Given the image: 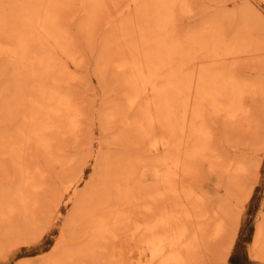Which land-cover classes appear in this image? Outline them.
I'll list each match as a JSON object with an SVG mask.
<instances>
[{
	"label": "rangeland",
	"instance_id": "374dc122",
	"mask_svg": "<svg viewBox=\"0 0 264 264\" xmlns=\"http://www.w3.org/2000/svg\"><path fill=\"white\" fill-rule=\"evenodd\" d=\"M74 1L79 5L81 1L86 2L87 9L92 10L91 15H96L97 18L92 19L91 23V20L83 17L80 12L74 22L69 21L70 17L67 18L69 22L66 21L67 15L75 13L77 8L79 10V5ZM74 1L0 0V46L4 45L10 51H17V55L23 54L17 48V41L13 40L19 35L29 38L30 33L35 30L33 26H39L41 19L43 20L40 16L46 6L53 5L55 11H59L57 12L59 16L56 13L57 17L55 18V21L57 19V23L55 22L57 28L61 27L62 30L65 28L70 39L74 41V56L72 58L75 61L72 59L74 62L69 60L68 63L72 72L77 74V80L73 83L74 87L72 86V100L77 104L75 109H78H76L78 127L76 135H67L56 139L49 149L37 148L33 145L30 147L20 145L23 142L22 136L25 137L24 128L26 127V125H22L25 122L20 117L22 112L27 111L28 106H32L31 104L34 103L33 100L28 101L27 98L36 99V95L39 93L38 89L43 92L48 91L50 81L37 76L42 74L40 70H37L38 66L37 68L31 67L27 63V67L19 70L16 67V60H14L16 56H12L9 61L0 56L4 59H0L2 64H0V209L7 207L8 202L9 205L12 202L10 206L13 207L21 203L16 194L19 191V184L22 182L21 178L25 180L24 175L27 177L26 181L30 183H28L29 186L37 187V192L28 190L27 218L14 213L10 215V211L4 213L9 215L0 223V264H127L131 261L128 256H117L116 260L115 257L111 259L112 240L119 239L117 241L125 242L130 239L133 240L130 241V244H134V241H137L139 237L145 236L142 234V231L145 232V226L152 224L154 218L157 219L158 214L163 211V213L167 211L176 213L172 220L175 222L171 224L175 229L184 226L189 230L190 233L186 235V240H191V248L185 252V256L190 262L194 261L193 264H264V250L254 252L259 228L264 222V0H185L174 7L175 13L167 27L168 30L171 28L175 30L177 37L184 40L187 47L189 46L188 52H191V55L194 54L192 61L196 59L203 65H207L206 56L215 51V45L228 47L222 59V66L219 65L216 68L217 65H213L216 68V73L218 72L214 73L216 74L214 82L219 84L221 81L224 83L230 81L231 84L224 92H221L222 90L216 91L214 87H209L212 85L211 79L205 83L198 82L196 89L201 91L200 94L206 91L208 96H211L204 106L212 102V97L225 98L227 103L236 88H244L242 103L248 108V119L232 121L221 115L216 116L210 111H203L204 107L201 106V101L196 100L195 120L192 115L194 113L187 109L180 111L185 93L174 95L173 92L172 94L168 93L170 91H152L150 92V108H152L153 119L150 120L151 123L147 130L150 137H148L149 139L144 138L146 142L136 134V130L133 128L135 133L126 132L118 120L124 111L127 119L130 116V120H135L136 117L141 120L142 116L137 112L141 110V103L144 101L143 99L137 101L136 98L132 102L128 101L126 95L129 86L125 87L128 82L125 80L123 70H116V67L110 64L116 59L112 50L115 49L119 40L117 37H112V34L118 32V29L112 28L113 30H111L109 25L104 24L106 20L105 8L102 9L96 0ZM122 1L111 0V3L120 4ZM156 2V0H145V2L144 0H134L130 10L124 13L122 29L125 36L129 38L128 43L132 44L146 38L147 27L152 25L151 20H154L152 18L154 10L152 11V9ZM68 4L72 7L70 8ZM61 5L65 7L62 9L64 13L59 9L63 8ZM33 7L35 10L32 9ZM24 12H26L25 15H28L27 18H24L27 22L21 18L26 17ZM22 14L23 16H21ZM5 19L8 20V25ZM29 21H35V25ZM13 23L17 26L20 25L22 29ZM28 30L31 32L29 33ZM12 35L15 37L14 39H12ZM133 35L135 37L130 40ZM3 36L5 37L3 38ZM208 37L209 39H207ZM36 43L38 41H27L24 56L30 57L34 52L41 55ZM30 49L32 50L30 51ZM12 58L14 62H10ZM179 58L177 53L174 54L173 65L178 63ZM182 59L186 60L187 56L181 57ZM192 67L194 66L192 65ZM118 72L120 79L116 78ZM13 73L16 77L13 76ZM122 77L127 83L122 82ZM15 79L19 81H15ZM14 81L17 82V85L19 84V89ZM252 85H257L256 92L250 91ZM196 95H198L197 91ZM124 97L127 100L123 101ZM9 99L11 100L9 101ZM9 102L16 106L12 103L13 106L9 105ZM17 105H20L18 111L15 109L18 107ZM135 106L138 110L135 109ZM208 108L210 107L208 106ZM21 109L23 110L21 111ZM155 109L156 111H154ZM109 113H113V116L116 115L115 122L107 120ZM161 113L162 115L165 113L164 119ZM131 114H135V116ZM193 120L196 121V125L200 124L207 132L205 135H196V142L203 140L208 147V151L198 160L190 157V153L186 151L187 146H185L192 143L186 137L190 136L191 124L188 123ZM181 123H185L182 130H180ZM171 131H173V139H171L172 135H170V139L168 138ZM171 140L173 141L171 142ZM139 141L142 144L137 146ZM10 144L13 145V148ZM147 144L151 146L152 150L149 157H145L148 155L145 153ZM22 147L24 148L22 149ZM163 151L169 158L178 157L177 159L184 171L186 170V174L179 182L170 186L168 193L161 196L160 191L154 190L158 180L153 173L151 160L164 155ZM12 153L15 155L14 157L16 155L19 157V162L23 164L22 167L27 172L23 171L21 165L17 166L18 159L15 158L17 160L14 159L15 162L11 157ZM104 158L112 160L110 163L115 166L106 172L105 178H102L104 174L101 167L105 164V161L103 163ZM228 162H238L245 168V171L239 175L227 173L223 166ZM124 174H127L129 180V182H125L126 185L124 181L128 180ZM167 182H163V186L167 187L172 183V181ZM12 190L17 192L13 193ZM83 192H87V194ZM83 195L85 197L81 198ZM122 199L125 200L122 202ZM13 200L17 203H13ZM127 200L128 202H126ZM80 202L85 205L86 209L91 208V205L103 208L100 210L102 213L98 212L99 214L96 216L92 213L83 214L84 208L78 207ZM121 202L125 205H121ZM4 204L6 205L4 206ZM113 206H117L118 215L116 211L113 212V219L109 220L107 213L109 207ZM20 207L19 204L18 208ZM200 210L204 212H199ZM74 212L77 213V217H74ZM200 213L202 215L199 217ZM123 214V218L120 217ZM207 216L208 218L212 217L209 224H206ZM79 217L83 218L79 219ZM220 221L222 224L219 227ZM198 222L201 225L206 224L207 228L204 229L206 234L198 229V225H200ZM171 225L166 226L172 229ZM216 226L219 227L218 230L220 229L218 237L214 235L212 237L211 233L207 235L209 230L213 233ZM156 230V232L159 231V226ZM105 231H108L110 235L108 232L107 235ZM100 236L101 238H99ZM88 239L91 241L89 242ZM87 243L88 245H86ZM91 245L94 246V250ZM135 245L137 244L135 243Z\"/></svg>",
	"mask_w": 264,
	"mask_h": 264
},
{
	"label": "bare ground",
	"instance_id": "6f19581e",
	"mask_svg": "<svg viewBox=\"0 0 264 264\" xmlns=\"http://www.w3.org/2000/svg\"><path fill=\"white\" fill-rule=\"evenodd\" d=\"M67 1H69V0H67ZM70 1L72 2V0H70ZM96 1L98 2L99 5H101L102 9L105 8L106 20H105L104 24L105 25H109V28H111V30H113L112 28L118 29V32L112 34V37H115V38L117 37V39L119 41H118V44L115 47V49L112 50L114 52V54H115V58L116 59L113 62L111 61L110 64L114 65L116 67V70L117 69L118 70L120 69L121 71L123 70L125 80L128 82V85L126 84L125 87L129 86V91H128V94L126 95L128 101L132 102L135 98L137 99V101L140 100V99L144 100L143 103H141V110L137 112L138 114L140 113V115L142 116L141 120H139L140 118H138V117H136L138 120L137 119H135V120L131 119L130 120V116H129V118H128L129 121H128L127 116L125 115V111L122 113L123 114V115H121L122 117H118V120L121 123V127H123V129H125L126 132L132 134V132H134L132 130V128H133L134 130H136V134L141 139H144L145 137H147V138L150 137V135L147 133V130H148V125L151 123L150 120L153 119L152 112H151L152 108H150L151 107L150 106V104H151L150 103V99H151L150 98V92H152V91H158V92H160V91L161 92L170 91L168 93L172 94V92H173L174 95H176V94L180 95V94H184L185 93L183 95L184 97L182 99L183 106L180 109V111L184 110V109H187L191 113H194L192 115H194L195 120H196V117H195L196 100L201 101L200 102L201 106L204 107L203 111H210L211 113L216 114V116L221 115V116H224L226 119H230L232 121H237V120L239 121L240 119H243V120H247L248 119V108L242 103V101H243L242 92L245 90L244 88H236L234 90L232 96L227 100V103L224 100L225 98L217 99V98H213L212 97V99H211L212 102L208 103V105L204 106V103L207 102L208 101L207 99L209 97H211V96H208V92H206V91L203 94H200L201 91H199V89H196V85H197L198 82H204L205 83V82H208L209 79H211L210 83H212V85H209V87H211V86L214 87L216 91L222 90L221 92H224V90L227 87H229V85L231 84L230 81H226L225 83L221 81L222 83L220 82L219 84L217 82H214L215 75L218 73V72L216 73V68L219 67V65H221V63L223 61L222 59H223L224 54H225V50L228 47L226 46L227 48H225V47H223V45L222 46L221 45H215L216 46L214 48L215 51L212 54L206 56L207 60H208V64L207 65H203L200 61H196V59L194 61H192L194 59V54L191 55V52H188L189 46L187 47L186 44H185V41L177 37V33L175 32V30H173L172 28L170 30H168V27H167L168 22L171 21V19L173 17V14L175 13L174 12V7L178 3L185 2V0H156L157 2L155 3V5L153 6V9H152V11L154 10L153 15H152V18H154V20H151L152 21V25L147 27L146 31H148V34H147L146 38L144 40L136 41V42H134L132 44L127 42L129 38L126 37L125 33L123 32V29H122L123 20L125 18L123 20H122V18L124 16V13L130 10L131 4L134 3V0H123L120 4H115V3L112 4L111 0H96ZM144 2H145V0H144ZM48 3H49V1H48ZM59 3H60V1H59ZM80 3L81 4L79 5L78 2L77 3L75 2V4L79 5V6L77 5L79 7V10L77 8L78 11L76 10L77 12L75 11V13H72L70 16L69 15H67V16L65 15L66 16V21H68L67 18L70 17L69 21L74 22L78 18V13L81 12L83 14V17L84 16L87 17L88 19L91 20V23H92V19H96L97 16L96 15H94V16L91 15L90 12H92V10L91 9H87L86 2H84V1L82 2L81 1ZM141 3H143V2H141ZM70 4H68L69 7H70ZM75 4H73V6H75ZM55 5H56V3H55ZM57 5H58V3H57ZM61 6L63 7L64 5H61ZM182 6H184V5H182ZM69 7H67V8H69ZM34 8L35 7H33L32 9H34ZM64 8L65 7L59 8V9L62 10ZM70 8H69V10H70ZM26 9H27V7H26ZM55 10L56 9H55V7L53 5L52 6H46V8L44 10H42V13H41L40 17L43 18V20L41 19V23H42V21H43V23L42 24L40 23L39 26H37V25L33 26L34 29H35L33 32L28 30L29 33L31 32L29 38H26V36L24 37V36H20L19 35V37H16V39H14L15 37H13V35H12V37H13L12 39H14L13 41H15V40L17 41V48L19 49V51L22 52L23 55H17L16 54L17 51H15V52L14 51H10L6 47H4V45L0 46V56L5 58V59H7V61H9L12 56H16V58L14 57V60H16L17 64L16 63H14V64L17 65L16 67L19 70L27 67L26 66L27 63L31 67L35 66L37 68V66H38L39 68H37V70H40V72H42V74L41 75H37V76H41L44 79L47 78V80L50 81L49 82V87L51 89L49 88V90L45 91V92L41 91V89H38L39 93H37V95H36L37 97L35 96L36 99H30L31 97L27 98L28 101L33 100L34 103L31 104L32 106H28L27 111L22 112V115L20 117V119L22 118L24 120V121L23 120L22 121L25 122V124L22 123V125H24V126L26 125V127L24 128L25 137L22 136L23 142L22 143L20 142L21 143L20 145H24L26 147H30V146L33 145L34 147H37V148L49 149L50 147H52V142L55 141L56 139H59L60 137H64V136H67V135H69V136L70 135H76V133L78 132L77 131L78 127H77V123H76V120H77L76 109L77 108L75 109V105H77V104H75V102L72 100L73 99V97H72V95H73L72 86H73V83L77 80V78H76L77 74L75 75L73 73L74 71L72 72V69L70 68V65L68 63L69 60H71V61L74 60L72 58V56H74V51H73L74 50V47H73V42L74 41H73V39H70V37L68 36L69 33H67L64 30L65 29L64 27H63L64 28L63 30L61 29V27L57 28V25H56L57 19L55 21V18L57 17L56 15L58 14L57 12H59V11L56 12ZM29 11H31V10H29ZM62 12H63V10H62ZM25 13L26 12H24V15H25ZM60 15H62V14H60ZM21 16H23V14ZM25 16L26 17L23 16L21 18L22 19L27 18L28 15H25ZM58 16H59V14H58ZM2 17H4V16H2ZM13 17H15V16H13ZM31 18L33 20V17H31ZM35 18H34V20H35ZM61 18H59V19H61ZM14 20L16 21L17 19H14ZM29 20H30V18H29ZM249 20H250V18H249ZM7 21L8 20H6V23H7ZM15 21L12 20V22H15ZM23 21H25V19ZM35 21H31V22L29 21V22L32 24V22L34 23ZM22 22H20V23L22 24ZM25 22H27V21H25ZM220 22H222V21H220ZM252 22H254V21H252ZM15 23H17V22H15ZM15 23H13V24L16 25ZM36 24H37V22H36ZM7 25H8V23H7ZM14 25H12V26L14 27ZM33 25H35V23ZM12 26H11V28H13ZM59 26H61V25L59 24ZM16 27L19 28L20 25H18V26L16 25ZM209 27H211V26H209ZM15 29H17V28H15ZM84 29H86V28H84ZM86 30H89V29H86ZM24 33H27V32H24ZM29 33H27V35ZM5 34H7V33H5ZM215 36H213V37H215ZM4 37L5 36H3V38ZM134 37L135 36L133 35L130 38V40H132ZM207 39H209V37ZM207 39H205V40L207 41ZM218 39H220V38H218ZM27 41L28 42L29 41H32V42H37L38 41V43H36V44L39 46V50L41 52L40 56L36 52L31 54L30 57L24 56V54H25L24 50L26 49ZM31 50L32 49H30V51ZM202 52H203V49H202ZM176 53L180 57L178 59V63L176 64L177 66L173 65V57H174V54H176ZM183 56H187V59L186 60H184V59L181 60V57H183ZM3 58H0V59L4 60ZM14 60L12 58V60L10 62H12V61L14 62ZM76 64H78V63L76 62ZM214 64L217 65L216 68L213 66ZM6 65H8V64H6ZM192 65L194 67H192ZM196 65H197V68H196ZM229 66H230V64H229ZM119 72L116 73V74H118L117 77H116V74H115V77L118 78V79H120ZM11 73H7V74L10 75ZM16 73H17V71H16ZM214 73H216V74H214ZM13 76H15V74ZM28 76H29V73H28ZM18 78L20 79L19 76H18ZM16 80L17 79H15V81ZM121 80H122V82L125 81V80H123V77L121 78ZM15 81H14L15 85L18 86L19 84L17 85L16 84L17 82H15ZM17 81H19V80H17ZM126 81H125V83H127ZM8 82L10 83V80ZM210 83H208V84H210ZM46 84H47V82H46ZM256 86L257 85L250 86V91L251 92H256V90H257ZM17 88L19 89V86ZM15 89H16V87H15ZM24 89H25V87H24ZM259 89H261V88H259ZM51 90H52V92H51ZM124 90H126V89L124 88ZM196 91H197L198 95H196ZM19 92H21V91L19 90ZM24 92H26V90H24ZM165 95H167V94H165ZM25 96L27 97L28 95H25ZM157 96L159 97V95H157ZM205 96H207V97H205ZM9 97L11 98V96H9ZM161 97L164 100L163 95ZM23 99H24V97H23ZM127 99L125 98V99H122V100L125 101ZM167 99H169V98L167 97ZM10 100L11 99H9V101ZM25 100L26 99H24V101ZM156 100L158 101V99H156ZM15 101H14V103H16ZM17 101H19V100H17ZM28 101L26 102L27 104H28ZM137 101H135V102H137ZM5 102H8V100H5ZM19 102H21V101H19ZM11 103L12 102H9V105ZM14 103H12V104L14 105ZM17 104H18V102H17ZM7 105H8V103H7ZM20 105H21V103H20ZM24 105H26V104H24ZM14 106H16V105H14ZM19 106L15 107V109L17 111L19 109ZM208 106L210 108H208ZM168 107H169V105H168ZM136 108L137 107L135 106V109ZM1 109H2V107H1ZM126 109H127V106H126ZM22 110L23 109H21V111ZM136 110H138V109H136ZM3 111H4V109H3ZM117 111L119 113L120 110L118 109ZM154 111H156V109ZM1 112H2V110H1ZM15 113H16V111H15ZM20 113L21 112L19 111V114ZM118 113L116 112V115ZM164 114L162 115V113H161V115L163 116V119H164ZM116 115L113 116V113H109L108 116H107V120L109 119L110 121H114L115 122ZM133 115L135 116V114H133ZM156 115H157V113H156ZM131 118H133V117H131ZM167 119L170 120L169 118H167ZM167 122H169V121H167ZM167 122H166V124H167ZM188 124H191L190 134H189L190 136H188L186 138L189 139L190 141H192V143H189V144L185 145V146H187V148H186L187 150L186 151L188 153H190V155H191L190 157L191 158L194 157V158H196L198 160L199 157L202 158V155L205 152L208 151V147H207L206 142L203 141V140H200V141L196 142V135H199V134L200 135H205L207 132L204 131L203 127L200 124L196 125V121H194V120L192 122L188 123ZM184 125H185V123H181L180 130L183 129ZM17 127H15V128H17ZM9 132L11 133V131H9ZM172 132L173 131H171V133L169 132L170 134L168 135V138L170 137V135H172L171 139H173L174 136H173ZM130 134H129V136H130ZM11 135H12V133H11ZM20 135H21V133H20ZM3 137H5V136H3ZM130 139L132 140V138H130ZM8 141H9V139H8ZM172 141L173 140H171V142ZM2 142L5 144L4 141H2ZM139 142L136 144L137 146H138V144H142L141 141H139ZM145 142H146V140H145ZM11 147L13 148V145H11ZM181 147H182V145H181ZM23 148L24 147H22V149ZM163 148H165V147H163ZM6 150H7V148H6ZM151 151H152L151 150V146L148 145V147L145 149V153H147L148 155L145 156V157H149ZM163 154H164V151H163ZM14 156L15 155L12 153L11 157H13L12 158L13 160L15 158H17V159L19 158V157H17V155H16V157H14ZM207 157H209V156H207ZM177 158H173V157L169 158V157H167L164 154V155H162L160 157L152 158V160H151V164H152V167H153V173H154V175L156 176V178L158 180L157 181L158 185H157V183H155V189L154 190L155 191H160V195L161 196H163V194L165 195V193H168L170 186L173 185V183H176L177 181L179 182L183 178V175L186 174V172H185L186 170L184 171V168L179 163ZM20 159L22 160V158H20ZM140 159H141V156H140ZM203 159L205 160L206 158H203ZM104 161H105V164L103 165V167H101L102 171H103V174H104V175H102V178H105L106 175H107L106 172L115 166L112 163H110V162H112V160H110V159L107 160V158H104L103 159V163H104ZM206 161H208V160L206 159ZM18 162H19V159H18ZM18 162L16 163V164H18L17 166L19 167V165H21V168H23L22 167L23 164L20 163V162L18 163ZM185 164L187 165V163H185ZM13 165H15V164H13ZM190 166H191V164H190ZM126 167H127V165H126ZM146 167H148V166H146ZM128 168H130V167H128ZM223 168L225 169V171L227 173H232L233 175H239L240 173H243L245 171V168L241 164H239L238 162L237 163L236 162H228L227 164H224ZM99 169H100V166H99ZM23 171L24 172L26 171L25 168H23ZM124 175H125L124 177L126 178V180H128V177L126 176L127 174H124ZM24 177H25V180H22V178H21L22 182L19 181L20 182L19 191L18 192L17 191L14 192V190H12L13 193L17 192L16 195L18 196V201L21 202V203H19V202L18 203L21 205V207L18 208L19 204H17L14 207L10 206V205H12V202H11L10 205H9V202H8L7 207H4L3 209H0V223H2V221L5 220L6 216L8 217L9 214L5 215L6 211L7 212L10 211V215H12V213H14L16 215L18 214V215H20V216H22L24 218H27V216H28V206H26V204H27L28 196H29L28 192L29 191L37 192V189H36L37 187L29 186L30 183L28 181H26L27 177L25 175H24ZM122 177H121V180H122ZM130 177H131V175H130ZM29 178H31V177L29 176ZM119 178H118V180H119ZM114 180H115V178H114ZM167 181H172V183L169 186H167L168 188L166 186H163V184H162L163 182L168 183ZM92 182H94V181H92ZM120 182H123V181H120ZM125 182H129V180L128 181H124V184H125ZM166 185H168V184H166ZM130 186H132V185H130ZM177 187H178V185H177ZM117 188H116V190L120 193V191ZM130 189H132V188H130ZM15 190H17V189H15ZM165 190H166V192H165ZM127 191H128V189H127ZM188 192H190V191H188ZM8 193H10V192L8 191ZM83 193H85V192H83ZM85 194H87V192ZM12 195H15V194H12ZM122 195H124V194H122ZM10 196H11V194H10ZM112 196H114V194H112ZM127 196H129V195L127 194ZM83 197H85V195H83L81 198H83ZM95 197L97 198V196H95ZM109 197H111V196H109ZM31 198H32V196H31ZM112 199H113V197H112ZM125 199H122L121 201L123 202ZM194 199H196L195 196H194ZM115 200L118 201L117 199H115ZM122 202L120 203L121 205L124 204ZM126 202H128V200ZM13 203H17V201L16 202L14 201ZM89 203H92V202H89ZM129 203H127V204H129ZM81 204H82V206H81ZM5 205L6 204H4V206ZM84 206L85 205L82 202H80L78 207H81L83 209ZM116 207H114V206L113 207H109L108 213H107L106 210H104L108 214L107 217H109L108 218L109 220L113 217V215H114L113 212L116 211ZM81 208H78V209H81ZM121 208H123V207H121ZM124 208H126V207H124ZM162 208L164 209L165 207H162ZM101 209H103V208L93 207L91 205V208H89V209L87 208L86 209V207H85L83 209V214L84 213H88V214L92 213V214H94L96 216V215L99 214L98 212H101L100 211ZM166 210H168V209H166ZM80 211H82V210H80ZM155 211H156V209H155ZM201 211L202 210H200L199 212H201ZM123 212L125 213V211H123ZM163 212H160L158 214L159 216H158L157 219L154 218V221H153L152 224H150L149 226H145V232L142 231V234L145 235V236L144 237H139V239L137 241H134V244H130V241H133V240H130V239L126 240L125 242L117 241L119 239H116L114 241L112 240L111 243H113V246H112L111 251H110L111 254H112V255L110 254L111 259H113L115 257V260H116L117 256H120V257L128 256V258L129 257L131 258L130 259L131 261L129 263H127V264H193L194 261L190 262L188 259H186V256H185V252H188L190 250V248H191V240L190 241L186 240V235L188 233H190L189 230L186 229V227H184V226L183 227L181 226V228L178 227L177 229H175V227H173V225H171V224H174V222H175V221H172V220H174L173 217L176 215V213L171 212V211H167L165 213H163ZM202 212H204V211H202ZM74 213H75V215L73 214L74 217H77V213L76 212H74ZM116 213L118 215V211H116ZM121 213H122V211H121ZM80 214H82V212ZM201 215L202 214L200 213L199 217ZM123 216H124V214L121 215L120 217L123 218ZM7 217H6V219H7ZM97 217L99 218V216H97ZM71 218L72 217H70V219ZM80 218H83V217H79V219ZM84 219H82V220H84ZM115 219H116V217H115ZM210 219H212V217L208 218V216H207L206 224L210 223V221H211ZM9 220H10V218H9ZM72 220L73 219H71V221ZM200 222H198L200 224V225H198V229L201 230V232L203 233L204 229L207 228V227L205 226L206 224L201 225ZM69 224H71V223L69 222ZM157 224H159V225H157ZM219 224L218 225L220 227L221 224H222L221 221H220ZM109 225L111 227V224H109ZM166 225H171L172 229L167 228ZM158 226H159V231L156 232L157 231L156 229H157ZM219 227L216 226L214 228V230H213L214 231L213 233H212V231H210L208 229L209 233L207 232V235L210 234V233H211L212 237L219 235L220 234L219 233L220 229L218 230ZM81 229H83V228H81ZM117 229H118V227H117ZM259 229H260L259 230V235L257 237V240L255 241V248H256V250L254 251L255 253H257V250H258V252L264 250V222L262 223V225L260 226ZM104 230H106V229H104ZM84 231H85V229H84ZM105 232L107 234L108 231H105ZM89 234L91 235V233H89ZM101 234H102V228H101ZM112 234H114V233H112ZM147 234H149V235H147ZM204 234H206V232H204ZM109 235H110V233H109ZM102 236H104V235H102ZM108 237L111 238L110 236H108ZM90 238L91 237L89 236V239ZM99 238H101V236ZM89 239H88V241H89ZM210 239H212V238H210ZM92 241H94V240H92ZM103 241H105L104 238H103ZM102 242L101 243L99 242V244H102ZM135 243L137 245H135ZM89 244H91V243H89ZM86 245H88V243ZM95 245H96V243H95ZM82 247H83V245H82ZM92 247H93V250H94V246H92ZM148 252H149V254H148ZM90 255H92V254L90 253ZM94 255H95V253H94ZM263 259H264V256H263Z\"/></svg>",
	"mask_w": 264,
	"mask_h": 264
}]
</instances>
